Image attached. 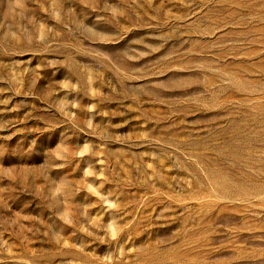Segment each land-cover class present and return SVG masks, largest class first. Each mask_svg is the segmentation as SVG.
<instances>
[{
    "label": "rangeland",
    "instance_id": "374dc122",
    "mask_svg": "<svg viewBox=\"0 0 264 264\" xmlns=\"http://www.w3.org/2000/svg\"><path fill=\"white\" fill-rule=\"evenodd\" d=\"M0 264H264V0H0Z\"/></svg>",
    "mask_w": 264,
    "mask_h": 264
}]
</instances>
